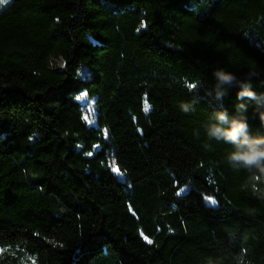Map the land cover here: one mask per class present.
<instances>
[{
	"label": "trees",
	"instance_id": "16d2710c",
	"mask_svg": "<svg viewBox=\"0 0 264 264\" xmlns=\"http://www.w3.org/2000/svg\"><path fill=\"white\" fill-rule=\"evenodd\" d=\"M261 114L264 0H4L0 264H264Z\"/></svg>",
	"mask_w": 264,
	"mask_h": 264
},
{
	"label": "clouds",
	"instance_id": "9594fccd",
	"mask_svg": "<svg viewBox=\"0 0 264 264\" xmlns=\"http://www.w3.org/2000/svg\"><path fill=\"white\" fill-rule=\"evenodd\" d=\"M218 83L216 85V95L217 97H221L226 93L220 87V85H229L234 80L235 77L231 73H225L222 71H218L215 73ZM254 94L247 89L243 90L242 92L238 93V98L242 96L252 97ZM182 110L187 112V106H183ZM218 119L220 121L226 120V115L224 113L218 114ZM260 120L262 124H264V114L260 115ZM246 125L243 123L234 122L232 126L227 129L223 130L219 126H212L208 129V135L210 137H215L217 140L223 138L226 142L233 145V151L229 153V161L230 162H239L240 165L244 167H254L258 170L259 176H254L253 178L257 181L264 177V139L253 140L249 142L247 139L243 140L242 142L238 140V137L241 136L243 130L245 129ZM255 191H258L254 187Z\"/></svg>",
	"mask_w": 264,
	"mask_h": 264
},
{
	"label": "rangeland",
	"instance_id": "374dc122",
	"mask_svg": "<svg viewBox=\"0 0 264 264\" xmlns=\"http://www.w3.org/2000/svg\"><path fill=\"white\" fill-rule=\"evenodd\" d=\"M53 67L57 68V69H62L63 68V62L62 61H54L52 63ZM82 102L85 103L86 105V120L89 124L93 125L94 124V114H95V108L93 107V101H89L86 97L82 98ZM113 165V172L116 175V177L122 181L123 180V176L121 175V173L118 171V169L114 166V163L112 162Z\"/></svg>",
	"mask_w": 264,
	"mask_h": 264
},
{
	"label": "snow or ice",
	"instance_id": "6c2138e0",
	"mask_svg": "<svg viewBox=\"0 0 264 264\" xmlns=\"http://www.w3.org/2000/svg\"><path fill=\"white\" fill-rule=\"evenodd\" d=\"M4 2V0H0V3H3ZM189 87H193V85H191V84H189ZM147 104L145 105V110H147ZM149 243H151V241H149Z\"/></svg>",
	"mask_w": 264,
	"mask_h": 264
}]
</instances>
